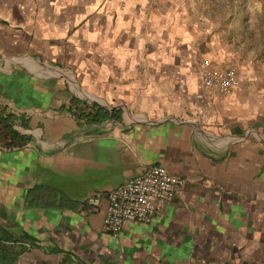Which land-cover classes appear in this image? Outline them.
Returning <instances> with one entry per match:
<instances>
[{"label":"crops","instance_id":"obj_1","mask_svg":"<svg viewBox=\"0 0 264 264\" xmlns=\"http://www.w3.org/2000/svg\"><path fill=\"white\" fill-rule=\"evenodd\" d=\"M209 12L0 0V103L31 135L0 148V264H264V87L238 73L232 94L204 91L202 59L231 54ZM74 96L120 118L80 126ZM154 164L183 179L176 197L106 230L98 193Z\"/></svg>","mask_w":264,"mask_h":264},{"label":"built area","instance_id":"obj_2","mask_svg":"<svg viewBox=\"0 0 264 264\" xmlns=\"http://www.w3.org/2000/svg\"><path fill=\"white\" fill-rule=\"evenodd\" d=\"M202 68L203 89L210 94L229 95L240 84L238 68L234 64L215 66L210 59L204 58ZM182 183L183 179L170 173L165 166L154 164L117 187L99 192L98 196L108 198L105 229L116 233L131 221L151 222L173 201Z\"/></svg>","mask_w":264,"mask_h":264},{"label":"rangeland","instance_id":"obj_3","mask_svg":"<svg viewBox=\"0 0 264 264\" xmlns=\"http://www.w3.org/2000/svg\"><path fill=\"white\" fill-rule=\"evenodd\" d=\"M202 2L211 8L206 16L228 43L231 54L225 63L236 65L240 77L264 87V0Z\"/></svg>","mask_w":264,"mask_h":264},{"label":"trees","instance_id":"obj_4","mask_svg":"<svg viewBox=\"0 0 264 264\" xmlns=\"http://www.w3.org/2000/svg\"><path fill=\"white\" fill-rule=\"evenodd\" d=\"M69 110L76 117L80 126L101 123L110 118H120L117 108L109 110L96 102L88 103L76 96L72 97ZM30 140V134L23 133L16 127L14 113L0 103V148L20 147ZM56 195L57 193L53 189H48V200L55 198Z\"/></svg>","mask_w":264,"mask_h":264}]
</instances>
